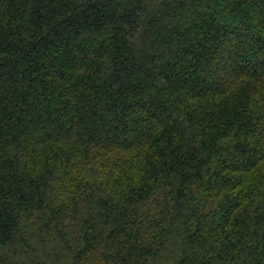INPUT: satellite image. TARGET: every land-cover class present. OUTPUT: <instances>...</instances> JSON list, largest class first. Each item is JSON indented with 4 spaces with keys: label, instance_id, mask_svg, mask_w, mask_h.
<instances>
[{
    "label": "trees",
    "instance_id": "obj_1",
    "mask_svg": "<svg viewBox=\"0 0 264 264\" xmlns=\"http://www.w3.org/2000/svg\"><path fill=\"white\" fill-rule=\"evenodd\" d=\"M0 264H264V0H0Z\"/></svg>",
    "mask_w": 264,
    "mask_h": 264
}]
</instances>
